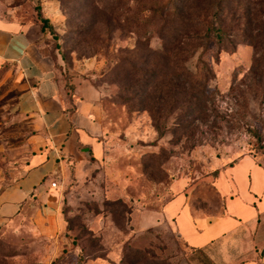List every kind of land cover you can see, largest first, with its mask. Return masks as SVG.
I'll use <instances>...</instances> for the list:
<instances>
[{"label":"rangeland","instance_id":"obj_1","mask_svg":"<svg viewBox=\"0 0 264 264\" xmlns=\"http://www.w3.org/2000/svg\"><path fill=\"white\" fill-rule=\"evenodd\" d=\"M158 3L0 0V14L31 26L38 50L67 88L76 79L98 91L104 143L84 186L69 190L67 232L40 234L42 222L29 204L23 216L0 226V264H119L128 246L149 250L153 264H222L186 246L162 209L173 181L183 179L192 210L218 216L224 200L213 182L220 171L247 156L264 167V60L255 77L250 41L219 53L210 45L205 57L215 77L191 109L195 100L175 79L177 50L167 48L174 40L153 11ZM39 14L49 28L42 29ZM261 21L264 14L254 22ZM22 91L16 67L1 64L0 190L21 176L34 153L28 142L34 130L17 108Z\"/></svg>","mask_w":264,"mask_h":264},{"label":"crops","instance_id":"obj_2","mask_svg":"<svg viewBox=\"0 0 264 264\" xmlns=\"http://www.w3.org/2000/svg\"><path fill=\"white\" fill-rule=\"evenodd\" d=\"M3 63L15 66L22 81L17 108L34 130L28 140L34 153L21 176L0 190V226L35 204L32 218L42 222L40 234L61 237L68 230L63 207L69 190L84 186L104 156L99 93L76 79L73 90L67 88L53 61L38 50L31 26L0 14ZM213 185L224 200L220 215H197L186 182L178 179L163 206L164 221L186 246L222 264H264V167L254 157L241 158L223 168Z\"/></svg>","mask_w":264,"mask_h":264},{"label":"trees","instance_id":"obj_3","mask_svg":"<svg viewBox=\"0 0 264 264\" xmlns=\"http://www.w3.org/2000/svg\"><path fill=\"white\" fill-rule=\"evenodd\" d=\"M159 0L154 12L161 19L160 29L174 40L177 50L175 75L182 90H189V97L195 102L205 98L215 74L206 60L210 45L222 48L250 41L255 48L254 76L264 60V23H255L264 14V0ZM42 29L50 27L46 18L39 14ZM260 38V41H259ZM167 54V53H165ZM175 56V57H176ZM194 58L190 61L191 58ZM212 57L218 61V55ZM259 69V70H258ZM186 99V98H185ZM188 102V100H186ZM67 221V220H66ZM124 254L119 264H153L147 249H132Z\"/></svg>","mask_w":264,"mask_h":264},{"label":"built area","instance_id":"obj_4","mask_svg":"<svg viewBox=\"0 0 264 264\" xmlns=\"http://www.w3.org/2000/svg\"><path fill=\"white\" fill-rule=\"evenodd\" d=\"M52 187H57V184L56 183H52Z\"/></svg>","mask_w":264,"mask_h":264},{"label":"water","instance_id":"obj_5","mask_svg":"<svg viewBox=\"0 0 264 264\" xmlns=\"http://www.w3.org/2000/svg\"><path fill=\"white\" fill-rule=\"evenodd\" d=\"M88 151H89L88 149L85 150L86 153H88Z\"/></svg>","mask_w":264,"mask_h":264}]
</instances>
